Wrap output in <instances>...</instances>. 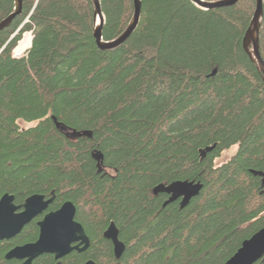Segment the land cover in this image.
Instances as JSON below:
<instances>
[{
    "label": "trees",
    "instance_id": "trees-1",
    "mask_svg": "<svg viewBox=\"0 0 264 264\" xmlns=\"http://www.w3.org/2000/svg\"><path fill=\"white\" fill-rule=\"evenodd\" d=\"M16 3L0 0V24ZM100 4L103 41H116L133 21L134 0ZM256 7L141 0L134 33L103 50L92 0H22L0 30V199L9 193L20 206L55 192L49 211L73 202L91 241L85 252L33 264H224L264 227V187L252 173L264 172V72L244 46ZM28 32L32 46L15 58ZM260 53L264 61V3ZM52 117L93 137L71 140ZM185 180L204 186L185 208L163 207L168 196L153 194ZM41 218L0 242V264H20L5 256L38 240ZM112 222L125 244L120 259L104 237Z\"/></svg>",
    "mask_w": 264,
    "mask_h": 264
},
{
    "label": "water",
    "instance_id": "water-1",
    "mask_svg": "<svg viewBox=\"0 0 264 264\" xmlns=\"http://www.w3.org/2000/svg\"><path fill=\"white\" fill-rule=\"evenodd\" d=\"M95 6L96 22L94 27V37L98 46L103 50H110L124 43L136 30L141 17V0H134L135 14L133 21L125 33L116 41L104 42L102 28L105 24V16L101 10L100 0H92ZM198 7L208 10L224 6H231L240 0H226L218 3H208L203 0H192ZM17 8L14 14L0 24V30L11 25L16 15L21 14L22 0H16ZM264 0H257V7L251 27L244 39V46L250 53L253 60L264 72V61L260 53V28L261 17L263 15ZM99 18V23L97 19ZM33 38V36H32ZM252 48V51H251ZM58 130L71 140L93 137V133L88 130L78 131L68 129L52 117ZM215 149V145L200 151L202 158ZM93 158L97 162L98 172L104 171V155L96 150ZM254 176L260 177L264 187V172L252 171ZM203 183L200 181H175L170 184H160L154 188L153 194H165L168 196L163 207L171 203L180 202V207L185 208L190 201L197 197L203 190ZM52 192L50 198L35 194L30 196L23 205L15 204V197L9 193L0 199V242L11 240L21 233L26 225L41 217L37 222L40 229L39 238L34 243L16 246L5 256L6 260L22 261L23 264H33V262L43 255H52L56 261H60L72 252H85L91 244L84 227L77 222V207L71 201L65 202L58 210L49 211L56 197ZM105 239L112 242L114 255L120 259L125 251V244L119 239V230L114 222L110 224L104 233ZM264 260V227L256 232L252 237L245 240L239 250L224 264H255ZM57 264H60L58 262ZM84 264H96L90 260Z\"/></svg>",
    "mask_w": 264,
    "mask_h": 264
},
{
    "label": "rangeland",
    "instance_id": "rangeland-1",
    "mask_svg": "<svg viewBox=\"0 0 264 264\" xmlns=\"http://www.w3.org/2000/svg\"><path fill=\"white\" fill-rule=\"evenodd\" d=\"M27 34H32L31 32H28V33H26L25 35H24V37H23V39L25 38V36L27 35ZM22 39V40H23ZM19 45H20V43H19ZM18 45V46H19ZM17 46V47H18ZM20 126L22 127V128H28V127H32V126H34L35 124H32V123H26V122H23V121H21L20 123ZM236 152V147L235 148H232L231 150H229V151H227V152H225L223 155H222V157L220 158V159H218V162L219 163H224L225 161H227L228 159H230V157L234 154Z\"/></svg>",
    "mask_w": 264,
    "mask_h": 264
},
{
    "label": "bare ground",
    "instance_id": "bare-ground-1",
    "mask_svg": "<svg viewBox=\"0 0 264 264\" xmlns=\"http://www.w3.org/2000/svg\"><path fill=\"white\" fill-rule=\"evenodd\" d=\"M97 23H99V18L97 19ZM32 40H33L32 34H27L25 38L20 42L19 49L20 50L29 49L32 45Z\"/></svg>",
    "mask_w": 264,
    "mask_h": 264
},
{
    "label": "built area",
    "instance_id": "built-area-1",
    "mask_svg": "<svg viewBox=\"0 0 264 264\" xmlns=\"http://www.w3.org/2000/svg\"><path fill=\"white\" fill-rule=\"evenodd\" d=\"M27 49L25 50H20L19 46L14 50V57L15 58H21L24 56V54L26 53Z\"/></svg>",
    "mask_w": 264,
    "mask_h": 264
},
{
    "label": "flooded vegetation",
    "instance_id": "flooded-vegetation-1",
    "mask_svg": "<svg viewBox=\"0 0 264 264\" xmlns=\"http://www.w3.org/2000/svg\"><path fill=\"white\" fill-rule=\"evenodd\" d=\"M22 232V231H21ZM20 262V264H23V262L22 261H19Z\"/></svg>",
    "mask_w": 264,
    "mask_h": 264
}]
</instances>
